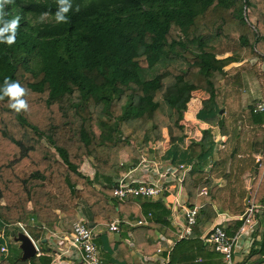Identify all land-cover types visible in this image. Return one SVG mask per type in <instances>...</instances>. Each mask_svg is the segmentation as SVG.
Segmentation results:
<instances>
[{
	"label": "trees",
	"instance_id": "1",
	"mask_svg": "<svg viewBox=\"0 0 264 264\" xmlns=\"http://www.w3.org/2000/svg\"><path fill=\"white\" fill-rule=\"evenodd\" d=\"M70 4L67 20L57 23V0H0L3 19H19L14 43H0V85L5 77L18 81L28 104L17 112L8 97L0 99V228L33 218L29 234L42 241L44 227L76 215L81 203L95 224L141 217L135 198L120 205L114 188L127 166L122 153L135 166L142 149L158 142H168L178 166L192 164L183 186L190 208H198L199 233L210 235L220 212L242 216L252 202L263 203L264 113L245 107L243 97L245 63L253 59L264 96V0ZM198 90L209 95L213 114L185 150V107ZM213 126L227 139L206 171ZM86 159L93 178L82 170ZM249 171L256 176L246 204ZM242 223L230 222L228 234ZM18 250L0 264H51L45 253L22 260ZM239 264H264V228Z\"/></svg>",
	"mask_w": 264,
	"mask_h": 264
},
{
	"label": "crops",
	"instance_id": "2",
	"mask_svg": "<svg viewBox=\"0 0 264 264\" xmlns=\"http://www.w3.org/2000/svg\"><path fill=\"white\" fill-rule=\"evenodd\" d=\"M257 88L259 92L257 99H259L262 97V94L260 93L259 87ZM250 92L252 93V90ZM194 101H197L196 97H193L190 102L195 103ZM190 108L185 110L182 121L185 127V140L182 144V149L185 150L190 147L192 141H199L202 138L203 129L208 127V124L192 110L194 108ZM221 135L219 127L213 126V137L216 138ZM167 145L168 142H158L150 147H144L142 149L141 161L135 166L128 165V155L123 152L122 160L127 166L120 172L117 179L122 175H128L130 178L137 180H156L158 175L154 167L155 164L158 165L161 171H169L174 175H180L181 165L178 166L181 163L180 158L173 160L169 154ZM150 150L153 151L151 157H149ZM219 150L215 151L211 159L212 162L206 167V171H209L212 165L217 162ZM261 157L262 155L258 157L257 162H261ZM91 167L93 168V166ZM258 167L255 165V168ZM87 175L93 178L95 170L93 173L89 172ZM255 176L256 171H249L243 175L245 187L248 191L247 196L250 194V188ZM216 181L220 185L226 183L225 179H217ZM164 182L166 189L159 196L155 198L134 199L142 215L141 217L134 218L124 215L122 218L111 219L110 223L115 220H122L119 223L120 230L118 232L110 230V223H93L90 218L89 209L84 203H81L76 215H61L60 222L57 225L43 228L44 239L39 241L41 253L50 256L52 259L51 264H83L79 252L73 249L66 238L71 232L73 223L78 219H82L94 226V238L99 248L103 264H149V262L161 264V261L167 256V253H157V247L160 244L165 249L173 246L167 264H225L223 255L207 246L203 238L206 233H199L196 230V226L194 228V234L191 237L182 240L178 238L180 227L185 221V209L190 207L188 204V195L184 186L180 189V184L176 178L168 176ZM205 191L209 192V190ZM125 203H120V205ZM260 204L264 207V202ZM149 214H151V217H149ZM147 217L149 219L148 224L134 225L132 223ZM241 218L242 216H234L228 212H220L218 213L215 225L220 224L229 230L230 222ZM258 221L261 225L263 224L262 226L264 228V208L258 216ZM240 227L232 234L234 235ZM2 229L3 227L0 228L1 245L5 244L9 247L8 255H18L20 243L11 240V233L8 229L5 231ZM255 238L261 239L262 232H248L242 236L235 248L234 260L236 264L241 263L247 256ZM11 243L14 249L13 254H11L10 249ZM4 257L6 256L0 254V259Z\"/></svg>",
	"mask_w": 264,
	"mask_h": 264
},
{
	"label": "built area",
	"instance_id": "3",
	"mask_svg": "<svg viewBox=\"0 0 264 264\" xmlns=\"http://www.w3.org/2000/svg\"><path fill=\"white\" fill-rule=\"evenodd\" d=\"M255 112L264 113V96L257 99L253 104ZM215 141V151L222 149L226 142V136L221 135L214 138ZM214 151V153H215ZM158 178L156 180H137L130 178L128 175H122L117 179V183L114 188V198L120 203H125L130 198H155L165 191V179L168 176H172L177 179L180 184V189L183 188V180L185 174L192 168L190 164H182L180 169V175H174L169 171H161L158 165H154ZM261 204L252 202L247 208L246 212L242 215L243 223L238 231L234 235H229L226 228L220 224L215 225L213 232L210 235H205L204 241L208 247L212 250L219 252L223 255L225 264H236L234 260L235 248L240 242L242 236L248 232H262L263 224L261 225L258 221V216L263 210ZM198 208H186L185 209V221L181 225L179 230L178 238L180 240L191 237L194 234V228L197 224ZM151 217V214H149ZM148 217L142 218L132 222L134 225H145L148 224ZM122 220H115L109 224L111 231L118 232L120 230L119 223ZM35 220L31 218L28 221H19L14 224H5L3 226V231L8 229L11 235V240L14 241L16 235L19 232L26 233L31 237L28 231V226L33 224ZM74 250L79 252L80 258L83 264H103L102 258L99 253V248L95 242L94 238V226L89 222L82 219H78L73 223L70 234L66 237ZM37 251L38 256L41 254L40 242L34 240L32 237ZM173 246L168 249L163 248L160 244L157 247V253L163 254L167 253V256L163 258L161 264H167L169 261V255ZM0 252L4 256H8L9 247L7 245L0 246Z\"/></svg>",
	"mask_w": 264,
	"mask_h": 264
},
{
	"label": "clouds",
	"instance_id": "4",
	"mask_svg": "<svg viewBox=\"0 0 264 264\" xmlns=\"http://www.w3.org/2000/svg\"><path fill=\"white\" fill-rule=\"evenodd\" d=\"M57 3L58 10L55 14L56 22L66 21L67 16L65 13H67L71 7L70 0H57ZM18 23V18L3 19V15L0 14V43H6L8 45L14 43ZM24 94L25 89L18 81H10L5 77L3 85H0V99H3L5 96L8 97V106L17 112L27 110L28 108V104L23 98Z\"/></svg>",
	"mask_w": 264,
	"mask_h": 264
},
{
	"label": "rangeland",
	"instance_id": "5",
	"mask_svg": "<svg viewBox=\"0 0 264 264\" xmlns=\"http://www.w3.org/2000/svg\"><path fill=\"white\" fill-rule=\"evenodd\" d=\"M219 58H226V56H221ZM256 59H253L250 61V63H245L246 64V69H245V75H246V79H247V86L245 88V92H244V106L248 107L249 105H253L255 103V99L258 98L259 96V92H258V81L256 79V77L254 76V73L251 69V65L253 63H255ZM242 62H234L231 63L227 66V68H230L232 66H236V65H240L242 64ZM263 69H264V63H263ZM250 90H252V93L250 92ZM251 94H250V93ZM193 97H196L197 101L195 103H191L190 101L187 103L185 110L191 109L190 107L194 108L192 109L193 111L196 112L197 116H199L200 118H204L206 116H211L213 114L212 111H207L206 107H205V102L208 99L209 95L207 93H204L201 90H198L196 92L193 93ZM256 97V98H255ZM255 98V99H254ZM217 110V106L215 105V108ZM215 110V111H216ZM89 166V167H88ZM92 163L90 160L86 159L82 170L86 173L89 174V172L93 173L94 169L91 167ZM88 168H90V170H88ZM12 235V234H10ZM13 237V235H12ZM15 241V240H14ZM11 254L14 253V249L12 247V243H11Z\"/></svg>",
	"mask_w": 264,
	"mask_h": 264
},
{
	"label": "water",
	"instance_id": "6",
	"mask_svg": "<svg viewBox=\"0 0 264 264\" xmlns=\"http://www.w3.org/2000/svg\"><path fill=\"white\" fill-rule=\"evenodd\" d=\"M259 165L260 162L258 161L256 167H258ZM249 201H250V194H248L246 198V204H248ZM15 241L20 243L19 246L22 251V255H21L22 260H29L34 258L35 256H38V251L33 240L26 233L19 232L15 237Z\"/></svg>",
	"mask_w": 264,
	"mask_h": 264
}]
</instances>
